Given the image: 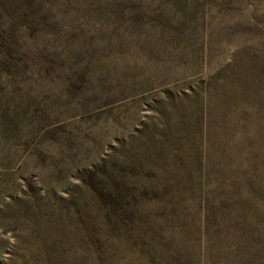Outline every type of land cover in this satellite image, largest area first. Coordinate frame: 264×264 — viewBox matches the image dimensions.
Instances as JSON below:
<instances>
[{"label":"rangeland","instance_id":"374dc122","mask_svg":"<svg viewBox=\"0 0 264 264\" xmlns=\"http://www.w3.org/2000/svg\"><path fill=\"white\" fill-rule=\"evenodd\" d=\"M249 63H264V0H0V260L39 264L37 227L63 214L57 248L75 256L91 172L146 187L180 171L188 186L236 140L235 123L209 126L208 87ZM16 199L41 219L17 228Z\"/></svg>","mask_w":264,"mask_h":264},{"label":"trees","instance_id":"16d2710c","mask_svg":"<svg viewBox=\"0 0 264 264\" xmlns=\"http://www.w3.org/2000/svg\"><path fill=\"white\" fill-rule=\"evenodd\" d=\"M251 63L226 70L230 73L215 89V82L208 87L209 126L235 123L236 140L232 149L221 145L217 161L206 155L198 176L190 171L188 186L195 199L191 212H186L183 194L189 189L179 178L180 171L171 183L146 187H130L106 168V173L91 172L90 183L81 185L78 235L82 247L75 256L57 248L67 228L63 214L59 223L38 225L37 239H43L39 242L44 248L32 256L33 261L129 264L131 255V264H264V125H257L264 123L260 95L264 79L259 74L264 63L254 68ZM104 176L111 181H97ZM148 201L158 202L159 209L148 208ZM42 208L41 203L16 199L9 205L8 219L17 228H26L32 217L41 219ZM54 212L51 206L48 214ZM65 259L71 262L60 261ZM16 260L12 252L0 264Z\"/></svg>","mask_w":264,"mask_h":264}]
</instances>
